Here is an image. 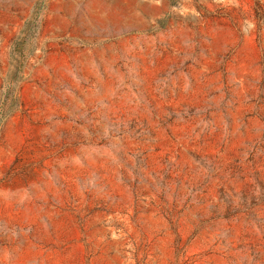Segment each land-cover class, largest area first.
<instances>
[{
	"label": "rangeland",
	"instance_id": "rangeland-1",
	"mask_svg": "<svg viewBox=\"0 0 264 264\" xmlns=\"http://www.w3.org/2000/svg\"><path fill=\"white\" fill-rule=\"evenodd\" d=\"M0 264H264V0H0Z\"/></svg>",
	"mask_w": 264,
	"mask_h": 264
}]
</instances>
